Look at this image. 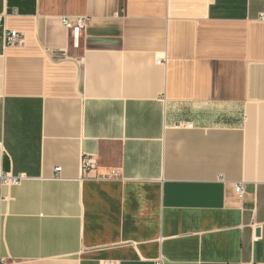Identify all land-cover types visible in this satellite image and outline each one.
<instances>
[{"label": "crops", "instance_id": "1", "mask_svg": "<svg viewBox=\"0 0 264 264\" xmlns=\"http://www.w3.org/2000/svg\"><path fill=\"white\" fill-rule=\"evenodd\" d=\"M262 14L0 0V173L24 175L0 186V264H264Z\"/></svg>", "mask_w": 264, "mask_h": 264}, {"label": "built area", "instance_id": "2", "mask_svg": "<svg viewBox=\"0 0 264 264\" xmlns=\"http://www.w3.org/2000/svg\"><path fill=\"white\" fill-rule=\"evenodd\" d=\"M261 18H264V14L261 15ZM62 26L71 32L72 35V44L73 47L78 46V37L81 31L86 27L88 18L85 16L78 17H61L60 18ZM4 41L6 44L11 45H21L24 42V35L15 30H8L5 33ZM158 63H161V60H158ZM82 172L85 175H88L90 171L95 168V158L93 155H84L81 159ZM60 170L59 167H55V172L58 173ZM119 174L118 170L112 171V176H117ZM109 176V175H107ZM22 179H24L23 174H13L11 172H1L0 173V186L18 184ZM234 189L238 194H242L245 190V183L238 182L234 185ZM2 237V227L0 226V245ZM4 259L0 258V262H3Z\"/></svg>", "mask_w": 264, "mask_h": 264}]
</instances>
